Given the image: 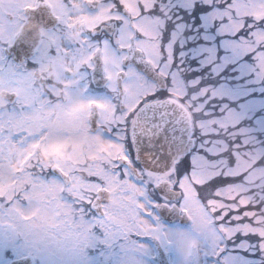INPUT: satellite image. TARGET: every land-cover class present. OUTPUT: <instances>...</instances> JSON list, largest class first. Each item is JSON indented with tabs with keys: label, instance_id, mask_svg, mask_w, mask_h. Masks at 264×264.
<instances>
[{
	"label": "snow or ice",
	"instance_id": "6c2138e0",
	"mask_svg": "<svg viewBox=\"0 0 264 264\" xmlns=\"http://www.w3.org/2000/svg\"><path fill=\"white\" fill-rule=\"evenodd\" d=\"M220 2L224 8L219 7ZM88 6H95V0H33L29 7L10 13L12 21L0 15V31L13 39L10 46H0V75L23 82V74L5 70L13 58H23L29 67H35L41 59L84 56L76 95L81 90L98 91L102 83L113 94L106 107L117 117L98 116L87 135L94 147L110 155L113 175L122 189L135 191L136 200L129 204L131 219L153 217L157 209L169 204L185 206L194 195L198 209L188 219L211 237L213 259L207 264H264V231L242 222L247 220V210L212 199L224 191L219 187L221 177L224 188L230 189L243 170H251L249 164L264 166V153L255 148L264 139V15H234L238 12L236 0H109L95 15L87 13ZM22 14L53 35L60 30L58 21L67 24L69 18L87 34L76 33L81 44L78 50L62 43L29 48L13 36ZM134 54L140 55L147 70L135 60L129 65ZM110 64L120 69L116 75L127 69L131 79L121 76L115 85ZM96 80L101 83L92 88ZM71 111L72 105H65L57 117L72 125ZM177 130L189 133L187 146L176 139ZM193 130L206 138L198 147ZM153 139L161 141L158 152ZM229 152L236 162L231 168L226 167L227 161H221L225 165L221 167L206 159ZM4 167L0 153V171ZM86 188L99 191L94 181ZM121 211L113 210L112 215L119 217ZM17 214L23 221H35L33 228L52 219L43 210L29 215L15 208L0 211V229H9L0 231V264H48L44 237L15 224Z\"/></svg>",
	"mask_w": 264,
	"mask_h": 264
},
{
	"label": "flooded vegetation",
	"instance_id": "af4514ba",
	"mask_svg": "<svg viewBox=\"0 0 264 264\" xmlns=\"http://www.w3.org/2000/svg\"><path fill=\"white\" fill-rule=\"evenodd\" d=\"M24 1L27 2L22 4L21 0H0V15L12 21L13 16L10 13H13L17 8L29 7L33 2V0ZM99 1L101 4L98 10L86 9L89 15H95L97 11L102 10V6L109 3V0ZM79 2L82 3L81 0ZM76 19L78 20L79 16ZM26 22L27 18L23 14L17 19L13 30L15 41L19 38ZM58 23L61 27L55 35L50 34L45 27L41 28V38L37 48H47L62 43L68 45L70 49H80L81 44L77 42L76 33L85 31L87 34L86 30L82 29L79 24H73L72 18H69L67 24L63 21H58ZM110 23L118 22L111 21ZM12 43L13 39L9 37L8 33L0 31V46L7 47ZM91 43L96 44L97 42L92 41ZM84 58V56L69 58L61 56L41 59L35 67H29L25 60L23 64H18L13 59L10 62L14 63L11 72L23 74V78L30 80L28 94L22 93L21 81H14L9 76L0 75V116H5L2 119L3 122L0 123V153L3 154L4 164L7 163L5 166L8 167V169H3L4 177L0 174V193H2L0 195V211H9L13 208L19 211L21 202L24 205L32 204V195L36 192L37 178L40 175V179L44 180L48 186L45 191L59 196L57 199L62 204L64 221L68 222V218L72 216L73 221L78 223L83 221V225L91 226L95 223V226L98 227L92 236L96 234L105 240L102 250L111 257L117 217L112 215L113 210H109L105 206L104 197L107 195L102 198L103 202L99 210L94 209L93 205L98 199L100 190L109 191V187L112 186L120 202L117 209L122 210L120 219H131L129 204L132 202L131 200L136 199V193L132 189L127 191L122 189L118 177L113 175L114 168L110 155L107 152L101 153L94 147L95 142L87 135V128L98 116L110 115L112 119L117 117L106 107V103L112 101L113 94L104 87L101 81L96 80L92 83V88H95L97 83H101L100 90L89 93L81 90V93L76 95L77 73L85 67ZM131 62L129 59V65ZM109 70L115 77V85H119L121 76L131 79L127 76V69L121 75H116L120 69L110 64ZM131 70L135 73L134 68ZM137 74L142 75L141 73ZM5 92L12 96L4 97ZM69 104L72 105L71 116L74 120L72 125L57 117V113ZM22 115L24 116L23 127L29 132V138L24 142V146L20 140ZM41 131L42 134H40ZM55 146L57 148L52 149ZM16 147L29 149V151L25 157H18L15 168L12 163L9 165L6 160H10ZM38 147L40 150L46 149L47 155L38 156ZM21 161L23 164L19 163ZM46 162H51V167ZM54 166L59 168L66 177L54 173L52 171ZM93 181L99 187L98 192L89 191L86 188ZM85 209H89V211H85ZM163 226L168 229L180 228L178 223L174 225L163 223ZM101 227L102 230H100ZM0 231H4V229H0ZM129 232L131 231H123L125 236H129L130 240L128 241L136 240L138 234ZM44 244L49 252L51 243L44 241ZM122 247L128 252L127 246L122 245ZM46 259L48 258L46 257ZM48 264L50 263L48 262Z\"/></svg>",
	"mask_w": 264,
	"mask_h": 264
},
{
	"label": "rangeland",
	"instance_id": "374dc122",
	"mask_svg": "<svg viewBox=\"0 0 264 264\" xmlns=\"http://www.w3.org/2000/svg\"><path fill=\"white\" fill-rule=\"evenodd\" d=\"M21 2L24 4L27 1L21 0ZM232 2L233 0L230 1V3ZM236 3L238 12L234 13V15H239L241 18L247 14L264 15V0H236ZM241 3L246 4L247 7L241 6ZM27 91L28 90L24 89V87L22 88L23 93H26ZM24 136H27V134L24 133ZM202 139L204 141L206 138L202 137ZM203 141H201V143ZM262 144L263 139H260L255 146L256 150L261 153L264 151ZM54 148L57 147L55 146L52 149ZM28 151L29 149L16 147V150L10 160L6 161L9 165L12 163L16 168V160L18 157H25ZM201 155L205 154L201 153ZM206 159L210 164L220 165L221 167L225 166L221 165V161H225L223 157L209 155L206 156ZM5 165H7V163H5ZM250 165L251 164H249L248 167ZM226 167H228V165H226ZM4 169H8V167L5 166ZM246 170L247 169L243 170V172ZM0 174L3 177L5 176V173L3 174V170L0 171ZM250 178L251 180H260V182L263 184L264 169L253 171L250 175ZM246 180L249 181V176L246 178ZM46 187L47 185H45L42 180L37 179L36 195H32V197L35 199L33 200L32 204L27 207L22 208L19 206V208H22V210L18 211V213L29 215L34 210H43L50 217H52L49 223L33 228L32 226L36 223L35 221H23L19 218V214L15 215L13 219L15 224L22 225L26 228H32L33 233H38L44 237L45 242L51 243V248L48 252V255L46 256L48 258L47 261L50 264H158L154 255L155 251L152 249L149 239L148 242L142 241L139 243L140 249L148 252L149 256H134L133 253L129 254V246L127 248L128 252H126V250L122 247V241H124L125 238L118 233V229H116L114 233V245L112 246L113 250L111 256L112 259L107 258L105 253L102 255V252H99L101 259H99V256H95L93 254L87 255V257L84 258V251H94L95 248H97L98 244L96 243V237L90 240V238H88L86 235L88 234L89 237L92 236L93 233H95V230H87L85 229V225L82 226L81 223L72 221V219L71 221L68 220L69 222L66 223L64 221L63 215L57 209V206H59L57 197L52 192H43L45 191ZM246 188L247 186L240 184L233 188L224 190V193L232 198L242 194ZM42 196L49 197L43 209H41V207L38 205V198ZM135 200L136 199H133L131 201L133 202ZM241 200L242 203L245 204V202L247 203L249 201V198L243 195ZM183 208L188 209L191 215L197 211L198 205L195 202L194 195L191 196L188 204L183 206ZM257 220L262 221L263 217L257 218ZM8 222V218L5 217L4 223L7 224ZM115 223L117 227H121V229L126 231L130 230L131 232L137 231L140 233L147 232L149 237L161 236L165 243V249L170 252L169 255L172 264H207L209 259H213L212 240L210 235L205 231L197 230L194 228L193 224L183 229H167L162 227V224L159 223V221L156 219V216L154 215L153 217H145L141 215L137 217V221H133L132 219L121 220L119 216L117 217V220H115ZM8 230L9 229L7 228L4 229L5 232ZM158 230H160V233L157 232ZM255 230L264 231L262 227H257ZM97 237L99 242H105L103 238L99 239V235ZM129 256L131 258H129Z\"/></svg>",
	"mask_w": 264,
	"mask_h": 264
},
{
	"label": "trees",
	"instance_id": "16d2710c",
	"mask_svg": "<svg viewBox=\"0 0 264 264\" xmlns=\"http://www.w3.org/2000/svg\"><path fill=\"white\" fill-rule=\"evenodd\" d=\"M262 147L264 148V139H263V144ZM241 151H244L243 149H241ZM264 153V151H263ZM236 163L235 161H233L231 153H228V162L227 165L228 167L231 168V166ZM264 166H261L260 164H256L255 166L250 165L248 167L249 170H246L245 172H243V175L240 177L239 182L236 184L240 185V184H245L246 185V178L250 175L253 171L258 170L260 168H262ZM254 181V183L251 186H247L246 190L242 193L239 194L231 199H228L225 193L223 194V192L221 193V195L219 197L217 196H212V199L215 201L217 199H223L224 202L227 203V205H233L236 208L240 209V211H246V216H247V220L246 221H242L243 223H247L249 224L253 229L257 228V227H262L264 229V183H260L259 180H251ZM220 188L224 189V181H223V177H221V183L219 185ZM209 195L211 196V192H209ZM247 196L249 198V201L246 204L242 203V197ZM207 207V205H205ZM209 213L212 214L211 208H209ZM261 216L263 217L262 221H257V217Z\"/></svg>",
	"mask_w": 264,
	"mask_h": 264
},
{
	"label": "water",
	"instance_id": "95a60500",
	"mask_svg": "<svg viewBox=\"0 0 264 264\" xmlns=\"http://www.w3.org/2000/svg\"><path fill=\"white\" fill-rule=\"evenodd\" d=\"M33 21H34V19L30 18V22L27 24V27L24 29V32L22 33L23 43L27 47L30 46L29 43H31V40H33V43L31 44L32 47H30V48H33L36 45V43L34 42L35 33H33V27H32ZM159 123H160V121H154V124H159ZM161 127H162V125H161ZM140 131L143 132V128H140ZM174 135L178 141L179 140L184 141L185 146H187V137L189 135L187 130H183V131L177 130L174 133ZM144 139H145L146 143L149 140L148 136H145ZM151 142L156 145L155 151H157V152L160 151L161 141L153 139ZM164 151H165V153H167V145H165ZM175 152H176V149L173 148V154L174 155H175ZM160 168L161 169L163 168L162 164L160 165ZM165 207H166V209H158V210L161 213L162 217L165 218L166 220H168L170 222H174L177 219H181V221L183 223H186L188 221V219L186 220V218H185L186 216H184L183 218H180V216H179L180 210L177 207H173V208H170L169 206H165ZM156 243H157V247H158V262H159V264H170L168 257L166 255L165 251L162 249L160 243L158 241H156Z\"/></svg>",
	"mask_w": 264,
	"mask_h": 264
},
{
	"label": "clouds",
	"instance_id": "9594fccd",
	"mask_svg": "<svg viewBox=\"0 0 264 264\" xmlns=\"http://www.w3.org/2000/svg\"><path fill=\"white\" fill-rule=\"evenodd\" d=\"M45 71H47V70H45ZM41 159L43 160V157H41ZM46 163L48 164L49 167H51V162H46ZM48 199H49L48 196H42V197L38 198V205L41 207V209L44 208ZM104 200H105V206L109 210H114V209H117L119 207L120 202H119L117 196L115 195V189L112 186L109 187L108 194H107V196L104 197Z\"/></svg>",
	"mask_w": 264,
	"mask_h": 264
}]
</instances>
